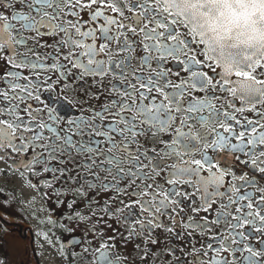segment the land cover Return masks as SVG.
Segmentation results:
<instances>
[{"label": "snow or ice", "instance_id": "snow-or-ice-1", "mask_svg": "<svg viewBox=\"0 0 264 264\" xmlns=\"http://www.w3.org/2000/svg\"><path fill=\"white\" fill-rule=\"evenodd\" d=\"M0 164L89 264H264V0H0Z\"/></svg>", "mask_w": 264, "mask_h": 264}, {"label": "flooded vegetation", "instance_id": "flooded-vegetation-1", "mask_svg": "<svg viewBox=\"0 0 264 264\" xmlns=\"http://www.w3.org/2000/svg\"><path fill=\"white\" fill-rule=\"evenodd\" d=\"M8 12H11V9ZM8 12H5V15ZM21 26L17 24V27ZM111 58L109 57V59ZM138 61L139 57L137 56L134 64L139 71ZM216 162L218 163V161ZM4 167V164H0V169ZM8 167L14 169L16 164L10 163ZM21 171L23 174L13 172L9 177L0 176L5 179L6 183L3 186L0 185L6 190V193L0 190V198L2 197L3 201H11L8 209L0 211V215L8 217L11 225L7 232H0V258L3 260V264H89L84 255L85 250L95 248L99 244V240L73 218L74 211L79 218V214L87 212L88 209L66 207L67 201L63 193L61 196H56L50 189L30 187V183L36 182V178L30 175L32 170L22 169ZM241 171H246V169H241ZM11 183L16 186V190L30 194L38 207H33L30 211L27 210V214L24 215L11 206L14 201L11 191H15L9 188ZM62 201L64 202L62 203ZM38 208L39 224L41 225L40 237L35 233L33 227L35 218L38 216L34 211ZM213 233H216L215 228ZM44 236H47L48 239L45 240ZM73 241L76 243L74 244ZM132 252L133 250L129 247L127 253L120 250V255L131 256Z\"/></svg>", "mask_w": 264, "mask_h": 264}, {"label": "rangeland", "instance_id": "rangeland-1", "mask_svg": "<svg viewBox=\"0 0 264 264\" xmlns=\"http://www.w3.org/2000/svg\"><path fill=\"white\" fill-rule=\"evenodd\" d=\"M217 161H218L219 164L231 165V164H233L234 156H227L226 155L225 158L217 159ZM4 181H5V179L0 177V185L1 186L6 184ZM1 186H0V190L3 193L4 192L6 193V190L4 188H2ZM15 187L16 186L13 185L12 183L9 185L10 189L15 190V191H11V192H13V199H14L13 205H11V206H14L15 209H18L24 215L27 214V210L30 211L33 207L34 208L38 207L37 204H35V202L32 200L30 194L24 193V192H20V191L16 190ZM2 199L3 198L1 197L0 198V206H3V210L8 209L7 207L11 204V201L10 200L3 201ZM34 212L37 213L38 216L35 218L36 220L33 223L34 224L33 227H34L35 233L38 235V237H40V235H41V225L39 224V222H40V214L38 213L39 212V208H38V210H36ZM33 216H34V214H33ZM0 264H3V260L1 258H0Z\"/></svg>", "mask_w": 264, "mask_h": 264}, {"label": "built area", "instance_id": "built-area-1", "mask_svg": "<svg viewBox=\"0 0 264 264\" xmlns=\"http://www.w3.org/2000/svg\"><path fill=\"white\" fill-rule=\"evenodd\" d=\"M232 165V164H231Z\"/></svg>", "mask_w": 264, "mask_h": 264}]
</instances>
